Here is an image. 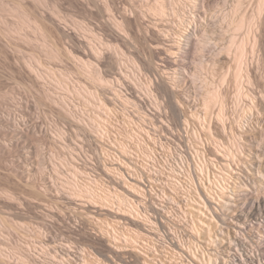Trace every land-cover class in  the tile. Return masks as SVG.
<instances>
[{
    "label": "rangeland",
    "instance_id": "374dc122",
    "mask_svg": "<svg viewBox=\"0 0 264 264\" xmlns=\"http://www.w3.org/2000/svg\"><path fill=\"white\" fill-rule=\"evenodd\" d=\"M134 75L172 123L205 121L248 156L235 164L246 175L226 180L235 203L228 211L264 204V0H0V264H81L83 248L90 264H154L92 235L95 219L109 213L84 196L108 198L77 192L83 187L72 174L83 166L75 147L84 141L81 126L95 107L106 109L109 80L129 89ZM125 120L118 110L112 139ZM88 151L93 156L95 146Z\"/></svg>",
    "mask_w": 264,
    "mask_h": 264
},
{
    "label": "built area",
    "instance_id": "2783aa9c",
    "mask_svg": "<svg viewBox=\"0 0 264 264\" xmlns=\"http://www.w3.org/2000/svg\"><path fill=\"white\" fill-rule=\"evenodd\" d=\"M126 82L132 87H119L117 77L109 80L102 100L107 109L95 107L89 124L81 126L84 141L75 146L83 162L81 168L72 166L78 188L108 198L94 203L84 196L87 205L109 213L95 219L92 235L107 240L116 253L136 252L154 264H245L244 250L255 256V264H264L255 242V232L264 226V204L248 202V216H239L237 206L228 211L235 203L225 195L226 180L246 175L236 174L235 164L248 156L229 139L214 137L205 121L172 123L139 75ZM118 110L126 120L112 139L109 127ZM251 207H259V215H252ZM217 236H231V243H217ZM81 254V264H90L84 248Z\"/></svg>",
    "mask_w": 264,
    "mask_h": 264
},
{
    "label": "bare ground",
    "instance_id": "6f19581e",
    "mask_svg": "<svg viewBox=\"0 0 264 264\" xmlns=\"http://www.w3.org/2000/svg\"><path fill=\"white\" fill-rule=\"evenodd\" d=\"M262 10H263V3L262 2H260L259 3V6H258V10H257V14H261L262 13ZM165 13V11L162 9L161 10V14H164ZM179 14V13H178ZM242 26V23L241 22H239L238 23V27L240 28ZM238 49H239V52H238V54H237V61L238 62H240L241 61V59H242V57H243V53H242V44L240 43L239 45H238ZM239 72H240V69H237L236 70V73H237V75H236V79H238L239 80ZM99 79V78H98ZM103 80V79H102ZM101 79H99V82L101 81V82H103ZM106 83V82H105ZM96 96V95H95ZM93 97V96H92ZM91 99V98H90ZM217 100V95H216V93H213V94H210L209 96H208V98H206V99H204V107L205 108H209L208 106H209V104L210 103H213V102H215ZM96 102H97V100H95ZM89 102V101H88ZM92 105H94V104H92ZM96 105V104H95ZM101 107H104V108H106L107 109V106H106V104H104V102H102L101 104ZM95 107V106H94ZM220 108H219V111H218V119L217 120H220L221 119V121L223 120L222 118L224 117L223 116V108H224V106H223V103L221 102V104H220V106H219ZM208 110V109H207ZM94 119H96V118H94ZM220 121V122H221ZM222 123H223V121H222ZM81 188H79V190H80ZM78 190V189H77ZM86 190L87 189H85L84 187L80 190V191H77V192H79V193H81V194H85L86 193ZM89 191V190H88ZM91 192V191H90ZM90 194V193H89ZM92 199H94V198H92ZM256 204H259L258 202L256 203ZM253 208V210H252V212H251V214L253 213V211H254V207H252ZM255 211H256V213H254V215H259V207H256V209H255ZM239 216H248V212L246 211V212H244V211H242V213H241V215H239ZM258 230H261L262 232V234H264V226H263V228H259ZM233 254V251L231 250V249H229L228 251H227V254H226V256H227V259L228 260H232V255ZM243 255H244V257H245V259H246V261H247V263H245V264H255L256 263V260H255V256L253 255V254H251V253H249L248 251H246V250H244L243 251ZM259 256L260 257H263V259H264V252H260L259 253Z\"/></svg>",
    "mask_w": 264,
    "mask_h": 264
}]
</instances>
